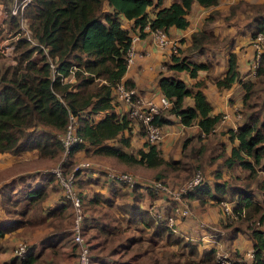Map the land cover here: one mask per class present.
Returning <instances> with one entry per match:
<instances>
[{
	"label": "trees",
	"instance_id": "trees-1",
	"mask_svg": "<svg viewBox=\"0 0 264 264\" xmlns=\"http://www.w3.org/2000/svg\"><path fill=\"white\" fill-rule=\"evenodd\" d=\"M218 1L171 0L164 5V0H30L23 16L37 45L25 38L14 40L13 62L0 64V152L16 154L36 148L42 158L58 157L63 148L60 134L65 129L69 114H74L77 118L76 131L82 140L70 149V158L82 149L86 154L108 159L117 166L141 169L155 178H164L188 168L186 156L192 162L196 159L199 166H202L204 154L209 163L219 157L216 167L211 169L217 179L210 181L204 177L185 196L220 205L221 200L230 195L235 215H226L227 218L222 220V226L228 233L226 236L230 239L239 232L245 233L251 239L250 248L254 253L251 264H264V103L259 104L255 100L256 87L264 79V52L253 77L246 80L241 77L243 74L238 69L235 54L230 53L224 75L215 81L219 88H229L239 82L244 89L238 111L242 120L238 118L236 128L223 124L216 129L222 113H211L212 106L201 90L203 82L197 81L189 87L179 77L181 71L195 77L200 69H208L209 65L182 55L180 46L177 54L168 58L165 65L171 73H160L157 87L159 94L171 101V106L155 114L153 120L163 125L172 121L170 116L175 115L186 126L197 125V128L188 129L189 134L183 135V151L180 148L173 152L162 139L151 142L146 138L135 151L129 149L132 134L138 132L144 136V131L127 109L120 112L115 109L118 102H122L115 96L117 83L123 81L127 87H135L129 79L122 80L127 69L126 55L131 34L137 32L143 38L146 35L145 26L149 30L161 29L166 33L171 27L186 29L190 25L188 15L194 3L201 7H213ZM254 9L252 38L258 32L264 34V1L255 5ZM123 20L130 21V26H124ZM7 21L14 31L18 29L15 15L8 14ZM191 39V46L198 51H204L201 46L203 41L217 40L216 37L208 38L202 31H193ZM47 55L56 64L54 75ZM70 74L73 78L64 80ZM215 136L217 140H214ZM194 139L201 143L196 145L192 142ZM215 144L219 145L217 152L213 149ZM223 168L233 171V175L218 179L223 175ZM92 171L96 175H89ZM48 173L50 180L54 178L55 182L54 174ZM101 173L104 171L93 165L76 172L77 175L85 174L86 180L93 182L100 180ZM106 178L112 184L123 183L107 175ZM109 182L106 183L109 185ZM137 186H130V192H135V199L128 203V208L146 224L152 220L156 223L152 234L164 235L166 242L177 244L183 250L187 248L190 258L199 256L193 259L196 263L220 264L215 259L216 248L213 245L200 250L196 242L164 225L162 219L152 217L138 201L142 193ZM1 188V200L5 207L8 202L17 206L19 199L24 200L21 209L12 207L11 220H0V236H3L18 226L28 227V212L45 198L47 185L25 187L22 195L14 199L11 183L5 182ZM146 188L150 194L154 193L150 187ZM79 192L81 194L80 188ZM100 199L111 203L100 190H96L90 198L82 196V202L90 205L99 204ZM66 201L47 211L50 221L61 217L71 207L70 201ZM170 209L174 210V204ZM174 223L178 225L176 221ZM94 226L111 232L106 227L107 223L102 221H97ZM126 239L134 240L131 236ZM236 251L242 253L239 249ZM30 253L31 246L28 245L25 256L19 258L13 254L9 264L18 261L29 264Z\"/></svg>",
	"mask_w": 264,
	"mask_h": 264
},
{
	"label": "crops",
	"instance_id": "crops-1",
	"mask_svg": "<svg viewBox=\"0 0 264 264\" xmlns=\"http://www.w3.org/2000/svg\"><path fill=\"white\" fill-rule=\"evenodd\" d=\"M170 1L171 0H164V5H168ZM263 1L264 0H226L225 2L224 0H219L218 4L213 7H201L197 3H194L191 12L188 15L190 25L183 30L171 27L168 31V35L170 37L178 39L179 46L183 50L182 55L187 56L190 60L195 62H205L209 65L208 69H200L195 77H189L188 73L185 71L179 72V77L184 80L189 87L197 81L203 82L201 90L212 106V114L230 113V116L226 120H220L217 123L216 129L222 127L223 124L227 125L226 127H234L239 122L238 119H233L234 115L232 112L240 109L244 89L239 82L233 83L229 88H219L217 87L215 81L224 75L228 65V57L230 53H234L236 56L238 69L243 74V76H241L242 79L246 80L253 77V71L250 70L254 53V45L252 43L253 38L251 37L253 26L252 22L254 15L256 14L254 9L255 5H258ZM1 7L2 5L0 4V12ZM220 11H224V14H220ZM238 19H241L240 22H238ZM226 21L229 24H227ZM130 23V21L123 20V25L126 27H129ZM233 23L235 25H233ZM237 26H239L236 28L238 31H235L234 28ZM4 28L8 30L6 23L4 24ZM193 31H202L205 36H208V38L216 37L217 40L215 42L212 41V45H209L211 41H203L201 46L204 51H191V49H188V47L192 43L191 33ZM145 32L146 35L143 38L139 37L132 43V50L134 51L135 55L133 57L132 63L127 66L122 80L129 79L132 81L135 88L139 90L140 95H142L143 98L155 100L160 95L157 87V79L160 73L170 74L168 70L166 71L167 73H164L163 70L164 65L169 61V56L167 48H161L157 46L154 41L153 34L148 30H145ZM227 34H229V36ZM5 35L6 36L4 38H8L7 35L9 34ZM211 48L212 51L210 50ZM248 69L250 72L247 73L246 71ZM118 103L119 104L115 108L116 111L120 112L121 110L127 109V106L124 104V102ZM170 118L172 121L161 125L164 131L162 140H164V143H166L168 147H170V145L176 139L171 142L166 141L167 138H174L178 133L180 134V132H183L184 130L189 131L190 128H197L196 124H192L191 126L182 124L178 116L171 115ZM77 152H79V150ZM9 155L12 156L13 161L8 162L5 165L7 167L8 165H11L15 162V167L21 166L23 164L22 162H28L25 163V165L31 166L32 163L36 162V159L42 158L38 155L37 149L34 148L24 150L16 154L7 151L0 152V159L5 157L9 159ZM27 169L18 170L19 175L22 174L18 177L19 180L23 181V178H25L24 176L30 173V171H25ZM100 169L103 168L101 167ZM8 174H6V176H8ZM89 175L94 176L96 174L92 171V173ZM26 178L28 177L26 176ZM5 180H8V178ZM52 182L53 181L50 180L47 175H42L40 179L35 176L26 179V185L23 186V188L46 183L47 193L45 198L42 199L38 204L34 205L28 212L27 217L29 218V222L33 224L32 226L29 225L30 223H26L28 227H23L21 225L8 232H5L3 236H0L1 247L4 245L2 251L0 250V256L5 258L3 261L6 260L8 262L7 263L5 261L7 264L10 263L13 257L12 249L15 243L21 238H24L25 240L27 239L26 241L31 246L30 254H32V258L29 264H78L77 246L73 241L72 233L68 228L69 218L71 216L70 208L64 214L62 213L61 217L54 218L52 221H50L51 217L47 215V211L49 209L67 203L64 196H61V189H59L60 191L58 189H54L55 187L52 186ZM85 183H93L89 188L84 187L81 189L85 194L84 196L87 198L92 197L96 190H100L103 193V196L111 200V203H107L100 199V202L102 201L103 204L108 205L107 207L111 209V212L106 214L105 217L107 219L103 218V221L101 219L99 220V222L102 221L103 223H107L106 227L109 228L111 232L101 227L97 229V227L94 226L97 222L91 221L90 217L88 218V225L92 226L90 227L91 229L88 228L90 229L89 243L91 244V264H123L124 262H128L126 261L127 259H117L119 254L117 247L125 246V248H130L132 244L140 242L134 237H131L134 238V240L126 243V237L129 235L128 229L130 228L131 224H126L124 225L125 227H121V223L118 226V229H116L115 225L111 226L107 221H105H115V217L118 211H120L118 210V205L114 204V202H116L119 197L117 194L118 191L116 188H113V190L111 184L108 185L106 181L101 183L100 180H98V182L86 180ZM1 189L2 188L0 186V220L9 221L13 218V208L21 209L24 200L20 199L22 200L20 201L21 205L18 204L12 209L6 210L4 206L1 205ZM152 198L156 204V207L153 205L154 210L160 208L164 214L171 211L170 206L173 204L172 201L157 194H155ZM132 199L133 194L131 192L125 196L126 202H131ZM93 205H97V203ZM116 205L118 209L116 208ZM119 214H121V212ZM149 214H151V212H149ZM151 216L153 217L152 214ZM175 221L177 222L178 219L176 218ZM177 226H180L181 229L189 228V226L185 225L184 223H181ZM143 228L148 229L149 227L147 226ZM15 230H17L19 233H13L9 235L10 232ZM189 235L191 234L189 233ZM185 236L187 238L189 237L187 235ZM201 237L203 238L204 236L202 235ZM203 239L205 240L206 238L204 237ZM219 239L220 238H218V241ZM224 240L228 242L227 238ZM230 243V247L237 246L240 248L238 249L241 250L243 247L250 248L251 239L246 236L244 240H241L236 235L233 237V239L230 238ZM160 244L168 248L170 246L177 245L174 243H168L166 240ZM211 244H214L215 246L217 245L216 243H209V245ZM222 244V246L228 247L224 245V242ZM142 251H140L139 254L134 253L132 258L134 260L140 259L143 256ZM163 258L167 259V261L170 259L169 256H164ZM156 260L160 261V258H152V261ZM170 261L173 260L170 259ZM131 263L133 264V261ZM15 264L23 263L18 261Z\"/></svg>",
	"mask_w": 264,
	"mask_h": 264
},
{
	"label": "rangeland",
	"instance_id": "rangeland-1",
	"mask_svg": "<svg viewBox=\"0 0 264 264\" xmlns=\"http://www.w3.org/2000/svg\"><path fill=\"white\" fill-rule=\"evenodd\" d=\"M224 1L226 2V0H224ZM0 4L2 5V8L4 10L5 8H8V6L10 4V0H0ZM220 14H224V11H220ZM0 19H1L0 38L2 41V39L6 36L5 34H9V36H10L13 33L14 29H12L8 26L7 17H5L2 13L0 14ZM240 20L241 19H238V22H240ZM5 23H6L8 30H6L4 28ZM227 24H229V23L227 22ZM233 25H235V24L233 23ZM238 27L239 26L235 27L234 30L238 31L236 29ZM227 35L229 36V34H227ZM4 41L1 43V46L8 43L7 41H5V42ZM11 42H13V40H11ZM191 45L192 44H190L188 49H191V51H196V49L194 47H192ZM209 45H212V42H210ZM210 50L212 51V48ZM184 51H185V48H184ZM13 57H14V51L12 53V58ZM9 62H13L12 59L10 60V59L4 57V55L2 53H0V64H7ZM163 70H164V73H167L166 72L167 71L166 65H164ZM169 73H171V72L169 71ZM263 80L264 79H262L261 82H259L257 87H256V89H257L256 96H258V97L255 96V100L257 102H259V104L264 103V81ZM238 111H239V109L232 112V114L234 115L233 119L237 120L239 118V116H237V114H239ZM241 120H242V116H241L240 121ZM184 131L185 132L183 134H182V132H180V134L178 133L174 138H169V139L167 138L166 141H171V142L176 139L173 142L175 144L172 143L169 147L170 150H174L173 152H175L176 150H178L180 148L183 151V147L181 146V142H182V139L184 137L183 135L190 133V131H187V130H184ZM144 139H145V136H143L142 134H139L138 132L132 134L131 145L128 148L135 151L137 149V147H139V145L143 142ZM214 140H217V136L214 137ZM192 142L195 143L196 145L201 143V141L197 140V139H194ZM215 145L216 146L215 147L213 146V149H215V152H217L219 145L218 144H215ZM185 149L187 150V148H185ZM80 151H82V149H79V152H75L73 154V156H71V158L67 155L65 161H63V159H62V154H60L56 158H51V159L39 158V159H36V162L32 163L31 166L25 165V163H28V162H22L23 164L21 166L15 167V163H16L15 162L11 165H8V167H7L5 165L8 162L13 161L12 156L9 155V159H7L6 157L1 158L0 160H2V161H0V167H1L0 168V186L5 182L11 183L13 188H14V190H13L14 192H12V197H13V199L18 198L19 196L22 195V192H23L22 190L24 189L23 186L26 185V183H25L26 179H28L29 177L35 176V177H38L40 179V177L42 175L49 176L50 174L48 173V171L46 169H50V168L54 167L55 165L60 164V161L63 163V165L65 167V171L69 173L73 169V167H75V165L78 164L79 162H81L83 160H89L92 163L93 167H96L97 169L104 171V173L100 174L101 175L100 176L101 183L104 181L109 182L108 179L106 178V172H105L104 168L100 169L103 166H106L107 170L117 169V170L129 171V172L133 173V175L135 176V178L137 180L134 185H138L137 186L138 191H140V193H142L141 195L138 196L139 197L138 201H139L140 205L143 206V208L145 207V208H147L148 212H151V210L154 209L153 205L156 207L154 199L152 198L155 194L154 193L150 194L148 192V189L146 188L147 187L146 183L150 182L152 179H163V180L171 183L172 185H179L187 177L192 175L193 172L196 171V169H200L202 171L205 179L213 181L217 178H215V176L211 173V169L215 168L218 161L220 160V158L218 157V159L209 163L207 160L208 158L204 154V156H203L204 158L202 159V166H199L197 164L196 159H193V162H194V165H193L192 159L189 156H186L185 161L187 162L186 166L188 168H185L184 170L181 169L180 171H178L177 173H174V174H168L169 176L164 177V178H155L154 176H151L148 173L143 172L141 169L123 168L121 166L115 165L114 163H112L108 159L105 160V158H102L99 156L95 157L96 155H90L89 153L86 154L84 151H82V152H80ZM205 152L208 153V150H206ZM27 168H29V169H27ZM20 169H27L25 171L31 172V173L26 175L28 178H26V176H24L25 178H23V181L18 179V175H19L18 170H20ZM222 173H223L222 177H220L218 179H222L224 177H229V176L233 175L234 172L231 170H227L226 168H223ZM6 174H8V176H10V177L6 176ZM85 176H86L85 174H82V175L75 174L76 186L78 189L79 188L83 189L84 187L89 188L93 184V183H87L86 184L85 183L86 182ZM6 178H8V180H5ZM104 178H105V180H103ZM52 181H54V178L52 179ZM109 183L111 184L112 189L116 188V190L118 191L117 194L119 195V197H118V200L116 202H114V204H117L120 206L119 207L120 209H118V207L116 205V208L120 211H118V213L116 215V217H118V218L117 219L115 218V221L110 220V217H109L110 221H108V220H105V221H107L111 226L115 225V227L119 226L121 223H122L121 227H123L126 224L127 225L131 224L130 228L128 229V232H129L128 236L134 237L135 239H137V241H140V242H137L135 244H132L130 248H125V246H118L117 251L119 254L117 256V259L118 258L127 259L126 261H128V262H124L123 264H132L131 263L132 261H133V264H184V262H185V264H203L202 262H197V263L194 262L193 259H198L199 256L195 255V256H191V258H190L187 254V248H184V250H183L179 245L178 246L177 245L176 246H170L168 248V247H165L162 244H160L163 241H165V238H164V235L152 234L156 223H154L152 220V222L150 224H146L140 218V216L138 218V216L133 215V211L129 210V208H128L129 202H126L125 196H127L130 193V185H127L125 183L124 184L123 183L112 184L111 182H109ZM52 186H54L55 187L54 189H56V190L61 189L60 186L56 183V181L52 183ZM60 193L62 196L63 195L62 190L60 191ZM131 193H133V200H134L135 199L134 198V194H135L134 190ZM84 195L85 194L83 193V190H81V197L82 196L84 197ZM85 198H87V197L85 196ZM223 200H225L231 204L230 201L232 199H230V195L229 196L226 195ZM20 201H22V200L19 199L18 203L16 205L20 204ZM187 201H188V204H189V207L191 210L190 215H188L182 219L177 218L178 219L177 223H178V225L181 223H184L185 225H188L189 228L188 229L187 228L181 229L180 226L176 225V227H177L176 231L181 232L182 234L189 236L188 238H190L191 241H196V244H198V249H200V250L202 248L204 249V248L208 247L209 243H216L217 244L216 246L214 244H211L216 248V250L223 247L228 252V255L231 256V259L238 258L240 256V254L236 251V249H238L239 247H237V246L230 247L231 246L230 239L227 238L228 233L226 231V228H224L222 226V222L227 218V216L224 214L222 205L221 204L220 205L219 204H209L206 201L202 202L198 199H192V198H187ZM101 202L99 201L98 202L99 204H97V205H90L89 203H85V202L83 203V209L85 212V219H84V232L85 233H84V235L88 240L90 238V229H91L90 227H92V226L88 225V222H89L88 218L90 217L91 218L90 220L94 221V222H97L100 219L103 221V218H106L105 217L106 214L111 212V209L107 207L108 205L103 204V202L102 203ZM1 205H3L6 210L12 209V207L15 206L14 204H10V202H8L7 207H5L2 200H1ZM150 206H152V208H150ZM156 210H159V209H156ZM70 212H71V214H70L71 216L69 218L68 228L71 231V223H72L71 207H70ZM120 212H121V214H119ZM151 214L153 215L152 212H151ZM176 216H175V219H176ZM153 217H154V215H153ZM127 220H129V221H127ZM229 220H231V218H229ZM200 221L203 222V226L199 225ZM147 226L149 227L148 229L143 228V227H147ZM152 227H153V229H152ZM88 228H90V229H88ZM91 231H94V230H91ZM13 233L17 234L19 232H17V230H15V231L10 232L9 235H11ZM189 233L191 235H189ZM201 234L205 235L204 236L206 238L205 240L203 239L204 237L203 238L201 237L202 236ZM237 236L241 240H244L246 237V234L243 232H239ZM218 238H220L221 240L219 239V241H218ZM225 238H227L228 242L226 240H224ZM26 240L24 238H21L17 242H19V241L27 242ZM184 240H187V239L184 238ZM128 242L129 241L127 240L126 243H128ZM223 242H224V245H226L228 247L222 246ZM16 243H15V245H16ZM28 245H30V244H28ZM3 247H4V245L2 247H0L1 251H2ZM247 249L248 248L243 247V249H241L242 253H244ZM142 250L145 252H143ZM140 251H142L143 256L140 259L134 260L132 258V255H134V253L139 254ZM215 253H216V251H215ZM164 256H169V258L173 261H170V259H169V261H167V259L163 258ZM154 257L156 259L160 258L161 262L157 261V260L152 261V258H154ZM3 259H5V258H2V256H0V264H7L8 262L5 260L7 262L6 263L5 261H3ZM225 264H232V263H231V261H229V263H225Z\"/></svg>",
	"mask_w": 264,
	"mask_h": 264
},
{
	"label": "built area",
	"instance_id": "built-area-1",
	"mask_svg": "<svg viewBox=\"0 0 264 264\" xmlns=\"http://www.w3.org/2000/svg\"><path fill=\"white\" fill-rule=\"evenodd\" d=\"M29 2L30 0H10L8 8L3 10L1 7L0 13H2L5 17H7L8 14H12L18 19V29L13 31L10 36L8 35V38H3L2 41L0 39V53L10 60L12 59V53L14 51V40L18 38H25L29 40L31 44L37 45V42L31 37V34L25 25V19L23 16L24 8ZM145 30L150 31L153 34L154 41L157 46L161 48H167L169 57L173 54H177L179 49L178 39L170 37L168 33L161 29L149 30L148 26H145L144 31ZM138 38L139 35L137 32L131 34L130 47L126 55L127 66L133 61L135 53L132 50V43ZM4 40L8 43L1 46V43ZM11 40H13V42H11ZM252 43L254 45V53L251 62V70L254 74L256 67L259 65L261 54L264 52V34L262 32H258L255 37H253ZM42 48L46 53V49L43 46ZM47 60L51 73L54 75L56 71V64L54 60L48 55ZM67 78L69 80L73 78L72 74L64 78V80H68ZM114 91L115 96L126 104L129 115L132 116L136 120L137 125L141 126L143 129L145 138L151 142L162 139L164 131L161 125L155 122L153 118L155 114H158L161 110L171 106V101L162 94H160L155 100L145 99L142 95H140L139 90H137L135 87H127L123 81L117 83ZM229 116L230 113H224L222 114L220 120H226ZM237 116H239V118L241 117L240 114H237ZM76 125V116L74 114H69L65 129L60 134V140L63 147L61 152L63 161H65L70 149L82 140L81 135L76 131ZM236 126L237 125H235L234 128H236ZM88 166H92V163L89 160H83L76 164L75 167H73V169L68 173L65 171V167L60 161V164H57L50 169H46L48 172L54 174L64 197L71 203V233L73 241L77 246L78 264H91L90 243L84 235L85 212L83 209L82 197L79 189L76 186L75 179L76 171ZM102 168H104L107 177L110 179L118 180L130 186H133L137 181L133 173L129 171L117 169L107 170L106 166H103ZM203 178L204 174L202 171L200 169H196L192 175L187 177L179 185H172L163 179H152L150 182L146 183V186L150 187L154 193L160 195L161 197H165L174 204V210L165 214L160 210L152 209L151 212L153 213L154 217L158 220L162 219L164 225H167L169 228L176 231L177 227L174 223V214L180 218L190 215L191 210L187 201L188 197L185 196V194L190 189L199 185ZM221 205L225 215H235L232 210V205L229 202L222 199ZM150 208H152V206H150ZM199 225L203 226V222L200 221ZM27 249L28 243L25 241H19L13 247L12 252L19 258H23L27 252ZM253 255V249L248 248L244 253L240 254L238 258L231 259V256L228 255L226 249L221 247L216 250L215 259L220 264L229 263V261H231L232 264H235L236 262H238V264H251Z\"/></svg>",
	"mask_w": 264,
	"mask_h": 264
}]
</instances>
